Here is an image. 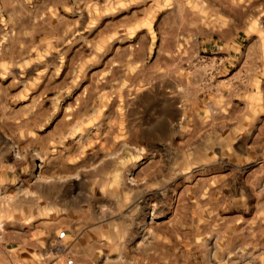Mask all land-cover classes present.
<instances>
[{
    "label": "rangeland",
    "instance_id": "1",
    "mask_svg": "<svg viewBox=\"0 0 264 264\" xmlns=\"http://www.w3.org/2000/svg\"><path fill=\"white\" fill-rule=\"evenodd\" d=\"M0 264H264V0H0Z\"/></svg>",
    "mask_w": 264,
    "mask_h": 264
}]
</instances>
